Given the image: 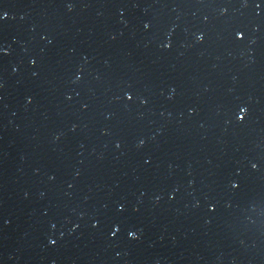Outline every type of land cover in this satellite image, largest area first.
<instances>
[{
  "label": "water",
  "instance_id": "water-1",
  "mask_svg": "<svg viewBox=\"0 0 264 264\" xmlns=\"http://www.w3.org/2000/svg\"><path fill=\"white\" fill-rule=\"evenodd\" d=\"M0 112L200 264H264V0H0Z\"/></svg>",
  "mask_w": 264,
  "mask_h": 264
}]
</instances>
